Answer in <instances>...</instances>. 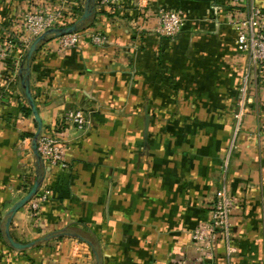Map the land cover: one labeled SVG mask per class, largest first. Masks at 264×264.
Returning a JSON list of instances; mask_svg holds the SVG:
<instances>
[{
	"label": "crops",
	"instance_id": "1",
	"mask_svg": "<svg viewBox=\"0 0 264 264\" xmlns=\"http://www.w3.org/2000/svg\"><path fill=\"white\" fill-rule=\"evenodd\" d=\"M124 0L121 8L89 5L90 28L107 43L62 50L42 44L30 88L42 131L64 138L68 170L39 159V124L20 68L0 74V264H264V65L232 148L234 118L248 54L231 24L235 0ZM59 0H0V40L21 29L24 13ZM264 13V0H253ZM77 20L87 0H70ZM182 11L173 37L155 31L159 10ZM18 66V69H14ZM11 68V69H10ZM84 111V131L65 123ZM48 193L38 217L29 202L7 217L35 183ZM227 185L231 258L220 242L207 257L192 238L211 218Z\"/></svg>",
	"mask_w": 264,
	"mask_h": 264
},
{
	"label": "built area",
	"instance_id": "2",
	"mask_svg": "<svg viewBox=\"0 0 264 264\" xmlns=\"http://www.w3.org/2000/svg\"><path fill=\"white\" fill-rule=\"evenodd\" d=\"M69 1L59 0L58 3L38 6L24 13L21 29L0 40L1 75L5 76L8 73L12 59L17 54V63H19L32 43L45 32L56 28H66L77 22L73 7L68 5ZM98 3L101 6L115 9L121 8L124 0H98ZM139 7H146L142 0ZM231 16V24L237 33L236 43L242 51L248 54V62L244 69L234 114L236 121L232 143V148H234L236 139L243 128L245 117L249 112L257 69L264 65V13L253 0H235ZM184 26L185 17L182 11L163 8L159 10L154 31L160 36L173 38L181 32ZM57 39L60 48L68 50L81 46L86 40L100 47L107 43L108 38L103 32L84 28L64 34ZM14 69L17 70L18 66ZM64 119L65 123L73 125L81 131H84L89 124L84 111L80 109L67 110ZM31 141L33 138H25L23 144L28 145ZM68 149L67 141L55 133L42 131L38 138V152L42 161L47 165L68 170L70 168L67 160ZM47 199L48 193L45 192L40 196L35 195L29 201L33 217L39 216L42 204ZM236 207L235 198L229 193L227 185H223L216 192L215 200L211 205L210 220L199 225L192 234L194 242L205 256L213 257L220 242L226 243L228 258L237 253V248L231 243L232 215ZM178 264L188 263L181 261Z\"/></svg>",
	"mask_w": 264,
	"mask_h": 264
},
{
	"label": "water",
	"instance_id": "3",
	"mask_svg": "<svg viewBox=\"0 0 264 264\" xmlns=\"http://www.w3.org/2000/svg\"><path fill=\"white\" fill-rule=\"evenodd\" d=\"M92 0H87V10L84 13V15L77 20V22H75L73 25L68 26L66 28H56V29H51L47 32H45L43 35H41L40 37H38L30 46V48L28 49L24 62H23V66L20 68V74H22L24 77V83L26 84V96L27 99L29 100L30 106L32 108V111L35 115V119L39 124V131L38 133L33 137V146L36 149L39 159H41V156L38 152V138L42 132V119L39 115V112L37 110L32 92H31V88H30V72H31V63L34 57V54L37 52V50L39 49V47L46 43L47 41H49V39L51 38H58L64 34H68V33H72L75 31H78L82 28L83 24L85 23V21L91 16V12L89 11V5L91 3ZM40 187L39 182L35 183L34 186L31 188V190L28 192V194L22 199L20 200L8 213V217H7V230H8V239L10 241V243L12 244L13 247L17 248V249H24V248H28L31 244H21V243H17L14 241V239L10 236L9 234V228L10 225L12 223V220L14 218V216L16 215V213L22 208L24 207L38 192Z\"/></svg>",
	"mask_w": 264,
	"mask_h": 264
},
{
	"label": "trees",
	"instance_id": "4",
	"mask_svg": "<svg viewBox=\"0 0 264 264\" xmlns=\"http://www.w3.org/2000/svg\"><path fill=\"white\" fill-rule=\"evenodd\" d=\"M72 7H73V9H74L76 6H72ZM77 8H79V7H76V9H77ZM88 26H90V25L84 23L83 26H82V28H81V30L84 29V28H87Z\"/></svg>",
	"mask_w": 264,
	"mask_h": 264
}]
</instances>
